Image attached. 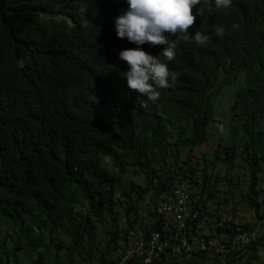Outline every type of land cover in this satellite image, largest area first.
Wrapping results in <instances>:
<instances>
[{"label":"trees","instance_id":"trees-1","mask_svg":"<svg viewBox=\"0 0 264 264\" xmlns=\"http://www.w3.org/2000/svg\"><path fill=\"white\" fill-rule=\"evenodd\" d=\"M197 7L209 43L180 39L152 103L120 75L136 47L114 29L125 0H0V264H139L127 245L151 231L167 244L151 264L259 263L261 242L222 258L198 246L235 229L236 205L244 230L264 219V0ZM181 184L198 218L177 233L156 206Z\"/></svg>","mask_w":264,"mask_h":264},{"label":"clouds","instance_id":"clouds-1","mask_svg":"<svg viewBox=\"0 0 264 264\" xmlns=\"http://www.w3.org/2000/svg\"><path fill=\"white\" fill-rule=\"evenodd\" d=\"M127 8L114 18V29L118 38L126 39L135 48L122 49L118 59L126 62L127 70L120 73L129 91L147 101L155 103L160 90L170 87L177 74L169 68L175 61L180 39L189 38L197 46L209 43L210 37L194 26L196 17L202 14L197 7L201 3L211 4L217 10H228L232 0H125ZM195 8V13H193ZM192 31L189 32V29ZM181 34L176 39L170 36ZM223 28H216L215 35L222 36ZM163 45L158 56L146 52L141 46ZM142 107L144 105H141Z\"/></svg>","mask_w":264,"mask_h":264},{"label":"built area","instance_id":"built-area-1","mask_svg":"<svg viewBox=\"0 0 264 264\" xmlns=\"http://www.w3.org/2000/svg\"><path fill=\"white\" fill-rule=\"evenodd\" d=\"M189 190L187 185L181 184L173 190L172 196L165 203L159 200L156 206V214L163 220L164 228L172 224L177 233L183 232L187 220H196L198 218L197 212H192L188 207ZM227 221V218L225 219ZM235 229L231 232L217 235L214 232L205 234V238L199 243L200 250L212 251L218 258H222L231 251L245 252L253 243H264V219L254 223L248 230L242 228V221L240 223L235 221ZM147 240L131 241L127 245L128 259L138 255L141 257L139 264H151V262L165 252L167 247L166 242L162 241L158 232L151 231L147 235ZM183 246L187 251L189 247L183 242ZM123 264V263H121Z\"/></svg>","mask_w":264,"mask_h":264},{"label":"rangeland","instance_id":"rangeland-1","mask_svg":"<svg viewBox=\"0 0 264 264\" xmlns=\"http://www.w3.org/2000/svg\"><path fill=\"white\" fill-rule=\"evenodd\" d=\"M233 91H234V87L228 89L227 91H225L219 98H218V120L223 122H226V118L228 116V111H229V106L232 102V96H233ZM222 136H224L222 129L218 130V131H213V137L211 139V141L209 142V144L196 151V157L195 158H200L202 153H209L212 148H214L216 141L218 139H220ZM238 200V198L235 199V201ZM236 210L237 213L236 215L239 217V220L242 222H249L251 220V214L246 212L242 205H236ZM259 263L258 264H264V250H260L259 252Z\"/></svg>","mask_w":264,"mask_h":264}]
</instances>
